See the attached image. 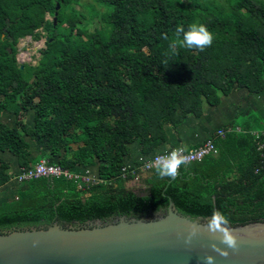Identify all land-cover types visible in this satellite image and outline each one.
<instances>
[{
  "label": "trees",
  "instance_id": "trees-1",
  "mask_svg": "<svg viewBox=\"0 0 264 264\" xmlns=\"http://www.w3.org/2000/svg\"><path fill=\"white\" fill-rule=\"evenodd\" d=\"M92 1L88 18L80 0H0V188L19 172L5 152L20 169L46 159L74 172L96 168L99 178L19 182L13 199L0 200V233L156 216L170 201L193 219L218 209L230 225L264 221V165L250 133L252 157L237 179L194 162L174 180L152 170L139 191L127 187L142 164L127 163L134 143L150 157L168 142L169 126L202 116L235 89H264V0ZM56 12V23L47 19ZM195 22L213 33L212 46L173 54L176 26ZM41 28L44 55L22 67L19 40L41 37Z\"/></svg>",
  "mask_w": 264,
  "mask_h": 264
},
{
  "label": "water",
  "instance_id": "water-1",
  "mask_svg": "<svg viewBox=\"0 0 264 264\" xmlns=\"http://www.w3.org/2000/svg\"><path fill=\"white\" fill-rule=\"evenodd\" d=\"M207 221L182 214L170 201L166 213L153 217L14 229L0 233V264H207L206 255L215 258L213 264H264V221L229 224L238 243L235 251L220 243L218 233L207 231ZM193 225L200 231L186 244ZM214 243L228 257L213 251Z\"/></svg>",
  "mask_w": 264,
  "mask_h": 264
},
{
  "label": "crops",
  "instance_id": "crops-1",
  "mask_svg": "<svg viewBox=\"0 0 264 264\" xmlns=\"http://www.w3.org/2000/svg\"><path fill=\"white\" fill-rule=\"evenodd\" d=\"M263 128L264 89L255 93H250L247 88L235 89L229 95L223 96L220 104L207 105L202 116H191L176 129L169 126L168 142L162 144L156 151L175 147L194 148L206 139L214 137L219 152L207 156L198 164L202 166V169H208L207 171L215 169L220 174L230 169L228 178L233 180L242 174L239 163L252 157L251 131ZM220 129L225 131L223 135L217 134ZM145 157L142 154L141 145L136 142L132 145L127 163L132 165ZM8 161L11 163L10 160ZM14 163L17 165L18 172L20 167L14 159L11 163L12 170ZM211 163H213L212 166ZM215 164L216 167H214ZM90 173L97 175V169L93 168ZM150 173L140 171L139 179L134 178L127 182L129 190L139 191L142 188L141 181ZM14 180L12 178L8 184L0 188V192L3 191L0 195L4 196L2 201L13 199L16 196L20 183Z\"/></svg>",
  "mask_w": 264,
  "mask_h": 264
},
{
  "label": "clouds",
  "instance_id": "clouds-1",
  "mask_svg": "<svg viewBox=\"0 0 264 264\" xmlns=\"http://www.w3.org/2000/svg\"><path fill=\"white\" fill-rule=\"evenodd\" d=\"M175 34L176 39L169 45V49L173 54H175L178 47L197 49L203 52L206 48L211 47L214 41L213 33L205 24L199 22L189 24L187 29L182 25H177ZM165 39H167V36H165ZM187 163H189V158L185 155V149L183 147L173 148L165 154L157 156L152 161L158 178L163 179L167 177L172 180L179 175L181 166ZM229 224L230 221L228 217L223 212L216 209L208 219L206 229L213 235L218 233L220 243L235 251L238 247V243L236 237L232 234ZM199 231L200 229L193 225L185 243L191 244L192 238L196 236ZM211 248L223 257H228L229 255L227 250L221 249L215 243L211 245ZM203 259L207 264H213L215 258L211 255H206Z\"/></svg>",
  "mask_w": 264,
  "mask_h": 264
},
{
  "label": "built area",
  "instance_id": "built-area-1",
  "mask_svg": "<svg viewBox=\"0 0 264 264\" xmlns=\"http://www.w3.org/2000/svg\"><path fill=\"white\" fill-rule=\"evenodd\" d=\"M225 131L223 129H220L217 131L218 135H223ZM251 134L254 136L255 141H256V146L257 150L260 153L262 163L264 165V128L260 130H253L251 131ZM176 148V147H175ZM185 149V155L189 158V163L186 165H189L194 162H200L204 160L207 156L209 155H214L219 152L218 147L215 142L214 137H210L203 141L201 144L194 148H186ZM171 149H166L160 152H157L153 154L150 157H145L142 158L141 161V166H139L138 170H133L132 174L134 175L135 179H139V173L140 171L143 172H151L154 170L152 161L159 155L165 154L166 152L172 150ZM183 165V166H186ZM181 166V168L183 167ZM180 168V169H181ZM127 169V167H124V171ZM260 168H257L256 171H259ZM61 177L64 176L66 178H81L83 181L87 183H95L99 181V178L97 175L89 176V174H83V173H78L74 172L69 169H65L62 166L58 164H50L46 159L40 160L37 164H35L31 168H21L19 172L16 174L15 178L17 179L18 182H23L26 180H29L31 178H37V177ZM123 176L125 177L126 174L124 173Z\"/></svg>",
  "mask_w": 264,
  "mask_h": 264
},
{
  "label": "rangeland",
  "instance_id": "rangeland-1",
  "mask_svg": "<svg viewBox=\"0 0 264 264\" xmlns=\"http://www.w3.org/2000/svg\"><path fill=\"white\" fill-rule=\"evenodd\" d=\"M80 3L81 4L78 5V7L81 8L83 10V12H85L87 17L89 18L90 14L88 11V5L93 3V1L92 0H80ZM96 7L99 10L103 9V8L99 7L98 5H96ZM55 16L58 17V14L53 15V14L48 13L46 17L48 20H53ZM60 19L65 22V17H60ZM93 26H94V22H90V24L88 25V28H92ZM38 31L41 35V37H39V38L27 36V37L21 38L19 40V43L17 45L18 46L17 59H18V63L20 65L36 64L37 61L39 60L41 51L46 48V40H47L46 31L43 28L39 29ZM31 115H32V119H30V121L33 120V114L31 113ZM2 119L4 121H8V122L12 123L15 119V116L14 115L7 116L6 114H3ZM26 119H28V117H26ZM76 146L77 145H75V147ZM2 154L4 155V157L7 160H10L11 163H13V159L16 161V157L14 155L10 154L9 152H5ZM13 166H14V168L12 170V173L16 174L17 173V167H16L17 165L15 164ZM91 170L92 169H86L85 171L78 172V173L89 174V176H93V174L90 173ZM13 180L16 181L17 179L15 177H13ZM2 192L3 191H1L0 194ZM3 197L4 196L0 195V200L3 199ZM153 216H155V215L145 216V217H153Z\"/></svg>",
  "mask_w": 264,
  "mask_h": 264
}]
</instances>
